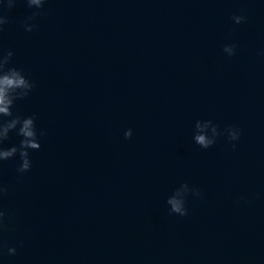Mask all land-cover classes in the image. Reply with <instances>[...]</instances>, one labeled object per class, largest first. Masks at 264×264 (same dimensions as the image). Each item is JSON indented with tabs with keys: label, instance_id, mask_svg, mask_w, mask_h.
Returning a JSON list of instances; mask_svg holds the SVG:
<instances>
[{
	"label": "water",
	"instance_id": "95a60500",
	"mask_svg": "<svg viewBox=\"0 0 264 264\" xmlns=\"http://www.w3.org/2000/svg\"><path fill=\"white\" fill-rule=\"evenodd\" d=\"M12 50L36 83L14 113L36 114L47 135L29 172L18 157L0 163V242L17 247L4 264H264V117ZM201 119L241 128L237 148L226 136L197 145ZM185 181L203 195L170 214Z\"/></svg>",
	"mask_w": 264,
	"mask_h": 264
},
{
	"label": "clouds",
	"instance_id": "9594fccd",
	"mask_svg": "<svg viewBox=\"0 0 264 264\" xmlns=\"http://www.w3.org/2000/svg\"><path fill=\"white\" fill-rule=\"evenodd\" d=\"M4 2L5 0H0V6H3ZM18 2L19 0H11L8 7L14 8ZM261 2L264 3V0ZM47 3L48 0H26L28 8L35 9L23 21L26 32H32L37 27L35 20L42 14L40 10L44 9ZM231 19L235 24H241L247 20V17L243 14H234ZM8 22V17L3 14V11H0V31H3L4 25ZM237 47L236 43L224 44L223 52L228 57L235 56ZM14 55L15 52L12 49L0 50V163L18 157L17 172L24 174L32 169L31 154L43 147L41 138L46 136L47 132L45 129L38 128L36 114L21 115L14 113L16 102L29 97L36 87L35 81L29 78L23 68L11 66ZM261 55H264V52H261ZM197 128L198 132L194 139L196 144L203 149L213 147L222 136H226L231 142V147L236 149L242 136V129L238 126L230 124L221 129L212 119H201L197 123ZM13 133L20 138L19 142L6 144ZM132 137L133 129L128 128L125 132V138L131 139ZM190 185L185 181L175 191V194L169 197L167 204L170 206L168 208L170 214L187 216L189 214L188 197L190 195L196 198L202 197V190L198 186L191 185L190 187ZM7 191V187L0 184V197ZM240 199H245V197ZM8 215L5 209L0 208V232L9 227ZM5 247L6 245L0 242V264H4L5 255L15 256L17 254V247H7L6 253L4 252Z\"/></svg>",
	"mask_w": 264,
	"mask_h": 264
}]
</instances>
